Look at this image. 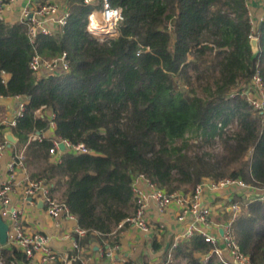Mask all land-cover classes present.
<instances>
[{
    "label": "trees",
    "instance_id": "obj_1",
    "mask_svg": "<svg viewBox=\"0 0 264 264\" xmlns=\"http://www.w3.org/2000/svg\"><path fill=\"white\" fill-rule=\"evenodd\" d=\"M122 8L115 37L89 30V17L104 0H69L67 26L30 38V22H7L0 14V95H27L25 113L12 130L25 149L31 179L53 184L92 242L117 245L119 225L136 209L132 183L146 174L172 193L190 192L203 180L239 178L264 188V113L244 97H232L259 66L264 79V22L253 52L245 0H107ZM67 52L70 70L37 76L36 54ZM10 77L6 79V75ZM54 113L57 136L84 143L90 153L65 152L51 160V138L29 142L49 128L43 110ZM236 122V129L227 126ZM1 127H4L1 125ZM198 142H190L188 134ZM220 140V158L191 152ZM243 209L235 237L251 264H264V198L238 197ZM202 236L182 240L168 264H225ZM0 260L33 264L21 250L0 243Z\"/></svg>",
    "mask_w": 264,
    "mask_h": 264
},
{
    "label": "built area",
    "instance_id": "obj_2",
    "mask_svg": "<svg viewBox=\"0 0 264 264\" xmlns=\"http://www.w3.org/2000/svg\"><path fill=\"white\" fill-rule=\"evenodd\" d=\"M17 0H0V14L3 16L5 9ZM87 3H94L96 0H85ZM105 6L102 10L104 13L103 24L94 25L89 29L93 34L100 38L115 37L118 35V26L123 20L122 8H110L107 0H104ZM247 14L250 23V40H259V29L264 22V0H245ZM24 18L30 22V38L34 42L39 34L54 35L63 30L70 19L68 8L59 5L54 1H47L37 5L33 12L24 10ZM30 68L37 76L57 75L66 73L70 70V60L67 52H63L59 57L46 59L36 54L30 61ZM232 97L241 95L244 97L250 107L264 113V79L259 66L248 82L240 89L232 92ZM4 96L0 95V98ZM17 102L15 115L0 126V158L10 146L11 142L7 140L5 132L12 130L18 124V119L25 113L26 106L29 103V96H14ZM54 113L48 118L50 123L54 122ZM56 126V125H55ZM45 138H51L53 145L49 149L51 160L60 162L65 152L76 154L90 153L84 143L74 144L68 139H63L56 134L53 137H47L41 132L31 133L29 142L43 141ZM64 146V149L61 148ZM25 149L23 152L13 155L7 166V173L0 171V215L7 222L8 242L6 245L15 247L24 252L28 258H32L36 253H43V261L50 262L55 260V254L49 246V238L41 232L29 231L22 218L21 209L13 206L11 202V193L13 192V178L19 164L24 165ZM53 184L44 178L32 179L28 181L23 189L24 198L32 203L36 200L43 201L46 212L53 218H67L77 220L68 205L53 193ZM136 209L135 212L124 220L119 228L126 225L132 226L142 232L150 233L156 227L164 231L166 226L163 220L157 221L154 225L150 220V212H156L162 217L175 204L178 208L175 222L181 226V231L175 236L172 243V249L182 240L192 239L195 235L202 236L204 240L211 245L209 253L203 254L201 260L207 262L214 254L218 256L225 264H251L250 257L245 254L235 237L233 223L243 209V203L233 197L227 203V209L230 218L219 228L212 220V206L204 199L205 191H221L226 188H237L245 191L242 197L246 200L264 198V188L252 186L239 178H224L219 181L206 179L199 183L194 190L190 192L175 191L167 192L159 187L146 174H137L132 183ZM223 230V232H221ZM75 233L79 239L87 235L86 230L76 227ZM74 249L79 252L81 246L79 240L74 239ZM118 245L113 247H100L101 256L114 259L115 251ZM80 255L76 253L70 256V264L80 260ZM0 264H23L17 262L5 263L0 260ZM167 264V262H160Z\"/></svg>",
    "mask_w": 264,
    "mask_h": 264
},
{
    "label": "crops",
    "instance_id": "obj_3",
    "mask_svg": "<svg viewBox=\"0 0 264 264\" xmlns=\"http://www.w3.org/2000/svg\"><path fill=\"white\" fill-rule=\"evenodd\" d=\"M47 1H54L59 5L68 8L69 0H17L10 4L3 13V18L7 22H16L24 17V10L33 12L35 7ZM104 13L102 10H95L89 17V29L94 25L103 24ZM42 76V75H41ZM6 79L10 77L7 74ZM17 102L15 97L0 98V126L6 120L11 119L16 112ZM43 115L51 117L52 111L49 109L43 110ZM56 126L51 122L49 128L44 132L47 137H53ZM13 131V130H8ZM6 131V132H8ZM5 132V134H6ZM17 143H11L0 158V171L3 174L7 173V166L13 155L24 151V147ZM13 192L11 193V202L13 206L21 209L22 218L26 228L31 232H41L48 236L49 246L55 254V260L50 262L43 261V253L38 252L32 258L33 264H70V256L80 255V260L74 261L72 264H160V262H168L172 260V243L175 236L181 231V226L175 221L178 208L172 204L168 211L160 217L156 212H150V220L154 225L157 221L163 220L166 228L164 231L158 227L150 233L142 232L132 226L126 225L122 228L119 236L118 249L115 251L114 259L106 256H101L98 242H92L76 251L74 249V233L78 225L77 220L67 218H53L46 210L41 200H36L32 203L26 201L23 194V189L32 180L30 170L24 163L19 164L13 178ZM245 191L237 188H226L221 191L213 192L205 191L204 199L212 206V220L216 226H223L230 218V213L227 209V203L230 198L238 199ZM59 198V193L56 194ZM245 199V198H244ZM110 246V245H108ZM115 246V245H114ZM113 247V246H110ZM202 258L203 254L198 253Z\"/></svg>",
    "mask_w": 264,
    "mask_h": 264
},
{
    "label": "rangeland",
    "instance_id": "obj_4",
    "mask_svg": "<svg viewBox=\"0 0 264 264\" xmlns=\"http://www.w3.org/2000/svg\"><path fill=\"white\" fill-rule=\"evenodd\" d=\"M245 84L242 83L239 85V87L237 89H240L243 85ZM227 129L230 131H233L236 129V122L235 123H230L227 126ZM187 138L189 139V141L192 142H198V140L195 139L193 134H188ZM192 153L193 152H198V153H206L208 157H212V158H220L224 152H225V148L223 143L220 140H217L215 143H208V144H204L203 146H194L192 148Z\"/></svg>",
    "mask_w": 264,
    "mask_h": 264
},
{
    "label": "water",
    "instance_id": "obj_5",
    "mask_svg": "<svg viewBox=\"0 0 264 264\" xmlns=\"http://www.w3.org/2000/svg\"><path fill=\"white\" fill-rule=\"evenodd\" d=\"M251 44H252L253 52L257 54L259 51V40L254 39L251 41ZM38 133H40V131H38ZM5 136L7 140H9L11 143L18 142V138L15 136V133L13 131L6 132ZM61 148L64 149V146L61 145ZM40 203L43 204V201H41ZM8 230H9V226L7 222L4 221V219L0 215V243L2 245H6L8 242ZM221 232H223V230H221Z\"/></svg>",
    "mask_w": 264,
    "mask_h": 264
}]
</instances>
